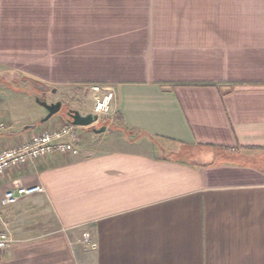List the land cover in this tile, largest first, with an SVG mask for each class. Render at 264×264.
I'll list each match as a JSON object with an SVG mask.
<instances>
[{"label":"crops","instance_id":"1","mask_svg":"<svg viewBox=\"0 0 264 264\" xmlns=\"http://www.w3.org/2000/svg\"><path fill=\"white\" fill-rule=\"evenodd\" d=\"M90 85L107 131L0 177L45 191L0 211V264H264V0H0V151L69 122L41 123L47 88L91 114Z\"/></svg>","mask_w":264,"mask_h":264},{"label":"built area","instance_id":"2","mask_svg":"<svg viewBox=\"0 0 264 264\" xmlns=\"http://www.w3.org/2000/svg\"><path fill=\"white\" fill-rule=\"evenodd\" d=\"M89 89L94 94L91 112L97 118L94 125L107 121L108 126H110L113 123L111 105L115 98L114 91L102 85H90ZM79 129L80 127H75L70 122L64 123L56 128L34 134L26 142L16 147L1 150L0 177L55 154L77 156L79 145L84 141L83 135L78 132ZM44 193V188L40 185L24 187L15 183L13 189L5 191L0 197V211L24 198ZM12 243L11 233L0 218V252L9 249ZM81 243L92 251L97 248L88 232L83 234Z\"/></svg>","mask_w":264,"mask_h":264},{"label":"rangeland","instance_id":"3","mask_svg":"<svg viewBox=\"0 0 264 264\" xmlns=\"http://www.w3.org/2000/svg\"><path fill=\"white\" fill-rule=\"evenodd\" d=\"M72 88V87H71ZM68 90V91H63L60 92L59 95L57 94H52L51 88H47L48 90H46L45 92V101L48 104L51 103H56V102H60L62 105V108L60 110L59 113H57L55 116H53L49 121H59V120H65L67 121V116H66V109H71V110H75L77 111V109H79L81 107V105H86L88 107V100H86L83 95H79L77 96L74 88ZM38 99H41L39 97V95H36ZM35 111L39 112V113H43L44 116L40 119V121L42 119H44L46 117V111L40 107L37 103L34 102V106ZM34 111H26V110H19L17 111V113H12L11 116L14 117V122L18 123V125L20 124L21 128H24L27 126L26 123H24L25 120L31 116H34ZM24 123V124H23ZM26 124V125H25ZM96 125H94L93 127H95ZM263 164V163H261Z\"/></svg>","mask_w":264,"mask_h":264},{"label":"water","instance_id":"4","mask_svg":"<svg viewBox=\"0 0 264 264\" xmlns=\"http://www.w3.org/2000/svg\"><path fill=\"white\" fill-rule=\"evenodd\" d=\"M35 102L47 112L46 117L41 120L42 124L49 121L53 116L59 113L62 108V104L60 102L48 104L45 100H39L38 98L35 99ZM66 116L69 122L75 127L91 128V131L97 135L103 134L107 131L105 126L98 129L93 127L97 122V118L92 114L81 115L78 111L68 110L66 112Z\"/></svg>","mask_w":264,"mask_h":264},{"label":"flooded vegetation","instance_id":"5","mask_svg":"<svg viewBox=\"0 0 264 264\" xmlns=\"http://www.w3.org/2000/svg\"><path fill=\"white\" fill-rule=\"evenodd\" d=\"M41 100H45V94L43 93V95H42V97H41ZM52 104V103H51ZM68 110H71V109H66V112L68 111Z\"/></svg>","mask_w":264,"mask_h":264},{"label":"trees","instance_id":"6","mask_svg":"<svg viewBox=\"0 0 264 264\" xmlns=\"http://www.w3.org/2000/svg\"><path fill=\"white\" fill-rule=\"evenodd\" d=\"M100 128V126L97 127V129ZM91 130V129H90Z\"/></svg>","mask_w":264,"mask_h":264}]
</instances>
